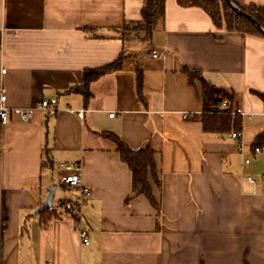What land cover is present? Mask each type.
Returning a JSON list of instances; mask_svg holds the SVG:
<instances>
[{"label": "crops", "instance_id": "crops-1", "mask_svg": "<svg viewBox=\"0 0 264 264\" xmlns=\"http://www.w3.org/2000/svg\"><path fill=\"white\" fill-rule=\"evenodd\" d=\"M143 3L0 0L8 103L57 99L56 109L38 108L29 121L12 114L1 129L0 264H264V151L254 146L264 133V98L254 92L264 94V37L218 28L204 9L166 0L150 41L122 40L114 28L140 19ZM155 50L164 55L153 57ZM121 52L134 55L91 82L86 101L78 89L84 71ZM138 65L145 102L136 90ZM185 67L235 92L240 140L204 132L195 118L204 110L202 83L191 85ZM102 131L132 148L155 149L159 226L144 195L125 201L132 172ZM60 162L82 165L91 190L81 207L88 244L70 215L38 214L49 187L60 185ZM78 194L56 188L53 205Z\"/></svg>", "mask_w": 264, "mask_h": 264}, {"label": "trees", "instance_id": "trees-1", "mask_svg": "<svg viewBox=\"0 0 264 264\" xmlns=\"http://www.w3.org/2000/svg\"><path fill=\"white\" fill-rule=\"evenodd\" d=\"M238 4L237 0H233ZM178 4L183 7L197 6L204 9L211 17L214 25L218 28H225L228 31H239L249 35L264 37L262 32L246 17L239 15L227 2L223 0H177ZM166 0H144L141 8V18L138 20L125 19L121 26L114 28L122 40H128L132 37L144 41H150L154 31L163 23L165 18ZM241 8L260 25L264 27V5H240ZM134 54L121 52L116 59L95 68H88L84 71V83L80 91L84 94L86 101L90 98L91 93L89 85L94 80L108 73L122 70L123 64ZM184 72L188 75L191 85H195L198 79L202 83V96L204 110L196 114L195 118L202 122L205 133L226 134L234 131H242L243 120L241 114L236 112L238 100L234 91L218 87L207 81L200 70L185 67ZM136 90L138 98L145 102L143 92V70L138 65L136 67ZM262 98L264 94L256 92ZM226 102L223 106L222 103ZM99 134L111 140L119 152L121 159L128 164L132 172V192L126 197L129 202L133 197L144 195L157 212V224L160 225L161 205L154 194L151 180L153 179L158 185L161 181L158 176L157 165L155 162V149L150 143L142 148H132L124 142L120 136L113 132L102 131ZM264 145V133L257 136L254 146ZM255 147V148H256ZM48 164V162H44ZM38 214L45 220L63 217L64 214L70 215L77 219V214L71 202L61 201L58 205L46 207Z\"/></svg>", "mask_w": 264, "mask_h": 264}, {"label": "built area", "instance_id": "built-area-1", "mask_svg": "<svg viewBox=\"0 0 264 264\" xmlns=\"http://www.w3.org/2000/svg\"><path fill=\"white\" fill-rule=\"evenodd\" d=\"M164 55L163 51H153V57H159ZM7 73V68L2 67L0 69V155L2 153V138H1V129L2 127L9 122L11 115L15 114L19 116L20 119L24 121H29L34 112L39 108L42 110L52 111L56 109L57 99L55 97L43 99L38 107H13L8 103V92L7 87L4 81V77ZM226 102H223L224 106ZM236 112L239 114H243V110L241 108H237ZM80 117H83V112H78ZM230 136L240 140L241 131H234L230 133ZM256 152L264 151V146H258L255 148ZM58 168L63 170L64 173L59 176L58 182L61 186L65 188L76 189L78 191V196L75 201L72 203L75 212L77 214V222H78V232L82 243H89V234L88 230L82 223V212L81 207L87 196L91 195V190L84 185L82 178V165L70 164L65 162H60L58 164ZM253 180V179H251Z\"/></svg>", "mask_w": 264, "mask_h": 264}, {"label": "water", "instance_id": "water-1", "mask_svg": "<svg viewBox=\"0 0 264 264\" xmlns=\"http://www.w3.org/2000/svg\"><path fill=\"white\" fill-rule=\"evenodd\" d=\"M223 1L231 5V7L235 10L237 14L242 15L246 17L247 19H249L264 35V27L260 25V23L255 18H253L250 14L246 13L239 4L235 3L233 0H223ZM55 190H56L55 186L49 187L47 197L42 203V205L38 208L37 211H40L46 207H51L53 205Z\"/></svg>", "mask_w": 264, "mask_h": 264}, {"label": "rangeland", "instance_id": "rangeland-1", "mask_svg": "<svg viewBox=\"0 0 264 264\" xmlns=\"http://www.w3.org/2000/svg\"><path fill=\"white\" fill-rule=\"evenodd\" d=\"M55 186H56L57 190H63V191L71 192V188L64 189L63 187H61L57 183H55ZM56 198H57V196H56Z\"/></svg>", "mask_w": 264, "mask_h": 264}]
</instances>
